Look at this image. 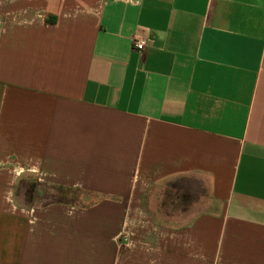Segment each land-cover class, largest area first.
Segmentation results:
<instances>
[{
  "label": "crops",
  "instance_id": "0c3cea01",
  "mask_svg": "<svg viewBox=\"0 0 264 264\" xmlns=\"http://www.w3.org/2000/svg\"><path fill=\"white\" fill-rule=\"evenodd\" d=\"M0 264H264V0H0Z\"/></svg>",
  "mask_w": 264,
  "mask_h": 264
},
{
  "label": "rangeland",
  "instance_id": "374dc122",
  "mask_svg": "<svg viewBox=\"0 0 264 264\" xmlns=\"http://www.w3.org/2000/svg\"><path fill=\"white\" fill-rule=\"evenodd\" d=\"M30 186L32 187L33 193H38L37 197H39L38 200H35L33 196L31 197L32 199L30 200V203L32 205H44L53 201H64L72 204H82L93 202L97 199L96 196L78 192L77 190L60 189L57 187L39 183L35 180L31 182ZM27 198V195H25V199Z\"/></svg>",
  "mask_w": 264,
  "mask_h": 264
},
{
  "label": "built area",
  "instance_id": "2783aa9c",
  "mask_svg": "<svg viewBox=\"0 0 264 264\" xmlns=\"http://www.w3.org/2000/svg\"><path fill=\"white\" fill-rule=\"evenodd\" d=\"M146 44H147V42L144 39H134L133 40V49L135 51H138V52L143 51L144 48L146 47Z\"/></svg>",
  "mask_w": 264,
  "mask_h": 264
},
{
  "label": "trees",
  "instance_id": "16d2710c",
  "mask_svg": "<svg viewBox=\"0 0 264 264\" xmlns=\"http://www.w3.org/2000/svg\"><path fill=\"white\" fill-rule=\"evenodd\" d=\"M60 189H64V188H60ZM66 190H68V189H66ZM60 202L72 205V203H68V202H64V201H60Z\"/></svg>",
  "mask_w": 264,
  "mask_h": 264
}]
</instances>
